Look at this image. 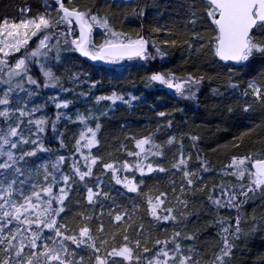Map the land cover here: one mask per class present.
<instances>
[{"label": "trees", "instance_id": "trees-1", "mask_svg": "<svg viewBox=\"0 0 264 264\" xmlns=\"http://www.w3.org/2000/svg\"><path fill=\"white\" fill-rule=\"evenodd\" d=\"M64 3L69 8L91 9L93 14L108 17L111 27L124 37L143 38L148 49L151 46L160 52H157V63L139 57L116 63H98L68 51L64 46L60 50L59 62L55 60L54 52L50 54L49 66L59 78V84L33 94L39 117L43 115L47 121L41 144L47 149L50 170L51 163L61 155L66 158L60 168L64 174L74 176L73 160L83 165L80 154L73 151L78 128L84 130V125L77 120L78 115L91 117L87 121L90 127L95 128L96 123L101 125L97 133L99 143L91 149L92 155L100 158L93 168V176L85 181H79L78 177L70 181L71 203L61 217L70 219L81 211L100 217L103 211L100 219L107 229L110 223L107 212L113 201L101 196L95 206L88 205L87 187H91L94 191H107L116 203L129 210L133 204L137 206L136 222L128 234L133 242L141 239L138 253L145 258L152 257L157 250L156 239L171 241L174 233L180 232L177 242L182 251L187 254L188 248L194 249L199 264H211L223 248L225 237L231 245V254L225 264H264V192L257 190L249 193L247 198L238 196L236 207L226 205L227 197L221 198V206L213 202L220 196L221 185L239 191L240 182L221 171L233 156L264 159V103L257 101L250 90L247 97L242 95L250 80L264 82V55L254 53L249 61L239 65L215 57L208 46L213 32L206 16L205 0H64ZM53 7L55 0H0V22L5 19L19 22L22 18L31 19L46 12L56 17L58 13L52 10ZM193 11L197 18L195 26L189 22ZM195 34L203 39H197ZM107 39L109 35L104 29L95 28L91 37L94 45L98 47ZM255 39L258 43L264 42V36L259 34ZM154 74L179 81L189 77L200 80L196 100L177 96L171 89L158 85L150 79ZM76 76L79 79H75ZM231 84L238 87L233 89ZM113 93L129 103L119 100L115 104L110 100L97 102V97ZM65 101L69 102L67 108L56 107L57 102ZM246 107L248 111H244ZM27 119L25 117L24 121ZM193 136L198 140L193 141ZM144 137H150L160 146L152 151L162 154L149 155V160L143 162H151L154 167H162L165 171L146 172L144 176L135 170L117 172L121 177L134 179L139 186V194L127 193L122 185L115 183L112 173L103 165L113 163L120 168L125 161L135 165L141 158L127 153L139 151L135 142ZM172 137L175 140L169 144ZM173 150L178 153L171 160ZM185 151L191 156L186 160L187 170L202 177H192L194 184L190 188L183 172L173 167L181 152ZM84 152L87 154L88 150L84 149ZM41 161L38 159L35 164ZM202 163L207 164L209 171L202 170ZM172 174L186 182L188 191L183 196L174 191L169 180ZM38 179L42 182L43 175ZM149 197L153 200L161 197L164 203L159 214L163 216L166 214L164 209L173 208L177 220H153L147 211ZM178 199L186 201L187 207H182ZM175 204L179 206L176 208ZM237 219L241 229L239 238L223 232L224 227L234 232ZM98 224L97 219L91 221L93 229ZM140 224L144 231L137 236ZM186 235H194L196 239H184ZM145 238L151 242L145 245ZM120 240L117 236V241ZM144 246L151 251L144 253ZM172 247L169 243L168 248ZM142 264H146V259Z\"/></svg>", "mask_w": 264, "mask_h": 264}, {"label": "snow or ice", "instance_id": "snow-or-ice-1", "mask_svg": "<svg viewBox=\"0 0 264 264\" xmlns=\"http://www.w3.org/2000/svg\"><path fill=\"white\" fill-rule=\"evenodd\" d=\"M205 2L206 16L213 32L208 46L213 50L215 57L220 61H231L239 65L249 61L254 53L264 55V42L258 43L255 39L257 34L264 36V0H205ZM52 10L58 13L56 17H51L46 12L35 18L21 20L19 23L9 22L7 19L0 22V84L7 85L0 95V106H4L3 110H0V118H2L0 123L3 124L0 127V264H142L145 259L146 264H199L194 249L188 248L187 254L182 251L180 243L177 242V238L181 236L180 232H175L171 241L156 239L154 244L157 250L152 257L145 258L140 255L138 250L141 248V239L138 238L133 242L128 234L129 229L136 222L137 206L133 204L129 210L128 207L116 203L115 198L107 191H94L93 188L87 187L86 197L90 206H95L101 196L113 201L107 212L110 221L107 229L100 219L104 215L103 211L100 217H94L85 211L75 213L70 219L61 217L62 213L69 210L71 203L70 181H74L76 177L79 181L92 177L93 168L100 159L92 155L91 149L99 143L97 133L101 125L96 123L95 128L88 126L87 121L91 117L77 116L79 123L84 125V130L75 141V152L80 154L84 163L81 166L79 161L73 160L71 167L74 176L60 171L66 159L63 155L51 163V170L48 163L25 170V166L29 164L26 158L36 156L37 150H26L23 145L37 144L38 134L45 131L47 124L44 118L31 119L38 108L29 109L27 103H24L18 95L23 92L29 97L32 96V90L25 87V84L37 88L40 86L38 80L31 74L30 62L39 64L44 77L43 86L55 88L59 84V78L46 62L49 53L53 52L55 60L59 62L62 46L92 61L116 63L134 57L146 58L147 41L143 38L132 40L124 37L122 33L111 27L108 17L93 14L91 9L81 11L75 7H66L64 0H55V7ZM191 17L189 22L195 26L197 23L195 11L191 13ZM61 27L63 31L53 35ZM97 27L104 29L109 35V39L98 47L91 40L93 29ZM38 34L42 35L37 46L30 51L26 49L24 56L17 57L15 62L11 63L8 57L26 48L31 37ZM195 35L197 39H203L199 34ZM53 39H55L54 44ZM157 52H160V49L157 48ZM74 78L79 79L78 76ZM150 79L168 88H175L179 95H184L187 91L193 98L195 93L192 91V86L200 83V80L192 77L183 83H173L174 78H166L161 74H154ZM186 84L189 85L187 89ZM230 86L233 89L238 87L236 84ZM249 90L257 101L264 103V82L250 80L242 95L247 97ZM14 99L17 105L23 103V107L18 106L13 109ZM101 100H110L115 104L118 100L124 101V98L113 93L111 96L97 97V102ZM124 102L129 103V101ZM68 103L57 102L56 107L67 108ZM244 111H248V108L246 107ZM160 115L163 116L164 113L161 112ZM25 117L28 118L27 125H34L36 129L35 133L32 132L31 127L27 128V131L36 135L37 139L25 137V128L22 127ZM53 129H55L54 124ZM191 139L196 141L198 137L193 136ZM174 140L175 137H172L168 143L172 144ZM149 145L151 147L146 148ZM135 146L139 151L127 153L128 156L141 158L135 165L125 161L120 168L113 163H106L103 168L112 173V179L117 185H122L127 193L139 194L137 182L127 176L121 177L117 172L135 170L144 176L146 172H164L165 169L154 167L151 162H143L149 160V155L162 154L159 151H152L154 148L159 149L160 146L150 137L136 140ZM84 149L88 150L87 154ZM13 150L19 151L20 155H15ZM38 150L47 151L42 144L39 145ZM187 159H191V156L189 155ZM173 167L183 172L189 188L194 184L192 177L202 179L195 172L187 170L183 152ZM201 168L204 172L209 171L206 163H202ZM221 171L224 175L238 180L240 188L237 193L235 187L227 188L221 185L220 196L213 201L217 206H221L222 197H227L226 205L236 207L238 196L247 198L249 193L257 190L264 192V159L253 160L248 156H233L231 162ZM41 174L42 182L38 179ZM21 176L25 178L20 179ZM56 188L58 191H54ZM183 191L182 187L181 192ZM209 199L212 197L210 196ZM163 203L161 197H156L155 200L149 197L147 211L157 222L161 220L175 222L177 214H174L173 208L164 209L166 214L163 216L159 214L158 210ZM178 203L182 207H187L184 200L178 199ZM101 207L103 208V205ZM93 219L99 220L95 229L91 226ZM143 231V225H138L136 235L139 236ZM45 232L48 234L45 235ZM223 232L239 238L241 232L239 219L236 221L234 232H229V227H224ZM117 236H120V241H117ZM184 239L195 240L196 237L186 235ZM149 242L151 241L145 238V245ZM169 243L173 245L171 249L168 248ZM149 251L151 250L147 246L143 247L144 253ZM230 254L231 245L225 237L223 248L215 255L211 264H225Z\"/></svg>", "mask_w": 264, "mask_h": 264}, {"label": "rangeland", "instance_id": "rangeland-1", "mask_svg": "<svg viewBox=\"0 0 264 264\" xmlns=\"http://www.w3.org/2000/svg\"><path fill=\"white\" fill-rule=\"evenodd\" d=\"M124 1H132V0H124ZM24 19H25V18H22L21 20H24ZM21 20H20V21H21ZM20 21H19V22H20ZM19 22H16V23H19ZM94 30H95V28L93 29V32H94ZM62 31H63V28H62V27H61V28H58V29L56 30V33H54L53 35H56V34L62 32ZM93 32H92V34H93ZM78 34H79V33H78V29H77L76 35L78 36ZM41 35H42V34H38L37 36H33V37H31V39L29 40V43H28V45L26 46V48H22L20 52H18V53H14L13 56L8 57L9 61H10L11 63H14V62H15V59H16L17 57H22V56H24V55L26 54V49L29 50V51L32 50V49H34V48L37 46L38 41H39V38H40ZM91 37H92V36H91ZM52 43H53V44L55 43V39H53ZM50 54H51V53H49V59H50V57H51ZM49 59H48L47 62H46L47 66H49ZM146 59H148L151 63H157L159 59H158V54H157V52H156V49H154V48H152V47L150 46L149 49L146 51ZM41 62H43V59H42V58H41ZM103 62H104V61H103ZM30 68H31V74L33 75V77H34L35 79L38 80L40 86L37 88V87H35V86H28L27 84H25V87H29V88L32 90L33 94H34L36 91H40V89H43V91H44V90L53 89V87H47V88H45V87L43 86L44 77H43L42 72L40 71V66H39L38 63L30 62ZM166 78H168V77H166ZM186 80H187V79H186ZM186 80H184V81H186ZM184 81H179V80L173 79V83H177V82H179V83H183ZM155 82H156V81H155ZM156 83H157L158 85H161V86H163V87L168 88V87H167L166 85H164V84H160L159 82H156ZM188 87H189V85L186 84V85H185V88L187 89ZM6 88H7V85H5V84H0V95L3 94V91H4ZM169 89H171V88H169ZM197 89H198V85H193V86H192V91L195 93L194 98L191 97V96H189V94H188L187 91L184 93V95H179V94H177L175 90H172V91H173V93H175L177 96L184 97V98L187 97L188 99H191V100L195 101V100H196ZM33 94H32L31 97H29V96H27V95H26L25 93H23V92L18 93L19 97L22 98V101H23L24 103H27L29 109H32V108H38V107H37V104H35V101H36V100H35V95H33ZM18 106H19V107H23V103H21L20 105H17L16 102H15V99H14V100H13V104H12V108L15 109V108L18 107ZM3 107H4V106H0V110H3ZM40 118H43V115H42L41 117H39V113H38V111H36V112L33 114V116L31 117V119H33V120L40 119ZM22 127L25 128V137H26V138L37 139V136H36V135H32V134H30V133L27 131V128L31 127V128H32V132L35 133L36 129H35V126H34V125L29 126V125H27V122L24 121V124L22 125ZM81 131H82V130H81L80 128H78V131H77V133H76L77 135H75V136H77V139H79V136H80V132H81ZM42 140H43V132L38 134V143H37V144L23 145V147H24L26 150H29V151H31V150H37L36 152H38V154H37L36 156H34V157H30V158H26V159L29 160V164H28L27 166H25V170H26V171H27V169H29V168L34 169L36 166H38V165H40V164H44V163H49V162H50L49 155H48L45 151H39V150H38V147H39V145L42 143ZM73 151H74V153H76V152H75V148H73ZM13 152H14V154L17 155V156L20 155V153H16V151H14V150H13ZM177 153H178L177 150H173V152H171V157H170V159H171V160H174V159H175V156L177 155ZM77 154H79V153H77ZM183 155H184L185 159L187 160L188 152L185 151V153H183ZM38 159H41L42 161H41L40 163H36V164H35V162H36ZM33 164H35V165H33ZM24 178H25V177H23V176L20 177V179H24ZM169 178H170L169 180L171 181V184L173 185V189H174V191L177 192L180 196H183V195L185 194V192L188 191V187L186 186V182H185V181L183 182V180H182L181 177L176 176L175 174H172V175H170ZM42 181H43V180H42ZM182 187L184 188V191H183V192H181V188H182ZM174 206L177 208L179 205H178V204H175Z\"/></svg>", "mask_w": 264, "mask_h": 264}, {"label": "water", "instance_id": "water-1", "mask_svg": "<svg viewBox=\"0 0 264 264\" xmlns=\"http://www.w3.org/2000/svg\"><path fill=\"white\" fill-rule=\"evenodd\" d=\"M148 50V44L146 45V51ZM86 58V57H85ZM134 58H137V57H134ZM92 61V60H91ZM93 62H98V63H102L103 61H93ZM229 63H234V62H231L229 61ZM171 90H175V88H171Z\"/></svg>", "mask_w": 264, "mask_h": 264}]
</instances>
